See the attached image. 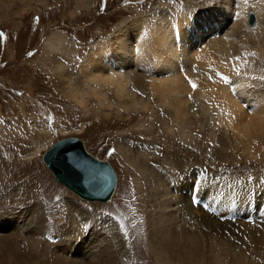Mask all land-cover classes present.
<instances>
[{
    "label": "rangeland",
    "instance_id": "374dc122",
    "mask_svg": "<svg viewBox=\"0 0 264 264\" xmlns=\"http://www.w3.org/2000/svg\"><path fill=\"white\" fill-rule=\"evenodd\" d=\"M222 1L0 0V237L15 234L11 246L20 255L34 257L27 241L40 235L38 262L54 264L48 251L57 247L69 254L65 239L76 236L68 230L84 237L92 229L104 234L92 243L97 249L114 244L109 248L114 251L123 242L115 264H161L150 243L156 234L150 218L161 216L167 221L161 239L173 231L176 241L198 236L200 253L190 264H236L241 256L243 264H264V252L263 257L258 253L264 250V125L244 135V118L236 113L255 110L247 103L241 107L242 89L264 98V54L259 52L264 31L252 29L258 23L252 1L239 0L247 5L239 18L243 34L230 58L206 50L176 59L189 88L186 106H192L193 135L188 139L177 123L172 127L167 112L173 107L158 102L151 85L141 89L131 75L135 97L123 107L118 102L125 99L111 88L96 89L105 96L94 91L84 69L86 59L112 46L124 26L142 27L139 39L149 44L156 19L172 20L187 9L196 13ZM57 34L62 41L47 46ZM209 54L228 71L211 72ZM225 88L232 90L226 94ZM73 136L116 169L118 183L110 201L78 197L45 164L44 152ZM124 148L130 160L123 157ZM2 249L0 258L8 253ZM90 249L78 256L92 259ZM56 256L65 261L66 256Z\"/></svg>",
    "mask_w": 264,
    "mask_h": 264
},
{
    "label": "bare ground",
    "instance_id": "6f19581e",
    "mask_svg": "<svg viewBox=\"0 0 264 264\" xmlns=\"http://www.w3.org/2000/svg\"><path fill=\"white\" fill-rule=\"evenodd\" d=\"M251 1L253 6H250V8L257 12L258 19L257 27L252 29L257 33L259 31L262 32L264 29L260 28L264 27V0ZM238 3L239 0H224L213 8L201 9L196 13L190 11L191 9H187L183 14H177L174 18H170L172 20L163 17L158 18L156 19V23L149 29V44L139 39V29L142 27L136 23L131 24L132 26L120 28L112 38V46L99 49L86 59L84 69L86 71L85 75H88V84L94 86L95 88H93V90L103 96H105V94L96 89H104V87L111 88L118 96L125 99L118 102L123 107H129L128 101L135 97L130 89L133 84H129V77L131 75L135 79L134 84L139 88L143 89L145 83L151 85L152 93L157 95L156 100L162 104H168L173 107L172 112H167V115L172 117V127L174 123H177L180 126L179 132L182 134V137L188 139V137L193 135L191 131L193 130L194 122L192 118L188 116L191 113L192 106H186L189 97L185 99L184 92L189 90V88L178 74L179 70L176 59L177 57L189 58L193 54L197 56L206 50L219 54L225 59L230 58L234 48L240 44L243 34L239 18L245 16L246 10L244 7L247 5L244 2L241 4ZM253 22L254 20L252 24ZM145 24L147 25L148 23ZM136 25L137 27L133 29ZM61 41L62 37L60 35H53L47 41L46 45L56 46ZM259 52L264 54V47H261ZM207 56L211 63V72L228 71L227 67L214 64L215 58L212 54ZM227 84H229L227 88H231L230 78ZM227 88L224 90L226 91ZM70 89H72L71 85ZM231 90L232 89H229L225 93L229 94ZM240 95L245 98V100H242L244 101V104L241 105L242 108L246 103L249 106H255V110L252 114L243 116L239 110L236 111L240 119L244 118L240 120V123L243 124L241 133H245L244 135L254 134L257 132L258 127L264 125V98H259L257 92L250 91L246 88L240 91ZM228 100L232 105L237 106L235 98L228 95ZM86 151L89 152L87 149ZM121 151L123 157L130 160L128 157L130 151L125 148ZM78 197L80 196L78 195ZM206 203L207 202L204 203V207H206ZM71 205L73 206V204ZM74 209L76 210L77 207ZM256 220L255 216V218H251L250 221L254 222ZM150 222L151 230L156 232V234L151 235L150 238V243L152 245L151 250H153L155 258L161 264H190L193 262V257L200 253V246L198 244L200 242L196 234L193 236H186L185 240L180 239L176 241L172 238L175 235V231H173L170 234V238L163 240L160 238V235L165 232L167 221L165 220L164 222L163 218L159 216L156 219L153 217L150 218ZM40 223H44V220L41 219ZM94 231L95 230L91 229L89 235L84 237H81L80 232L76 233V231L72 230L67 231V233L69 232L71 234V237L76 236L70 239L67 235L69 238L65 239V248L70 254V257L69 254L66 256L61 251L56 250L57 247H52V251H48L51 250V248L47 247L44 248V250L46 252L48 251V254L53 257L52 261L54 264H115L118 257H120L124 251L122 246L123 242L121 240L118 241L120 242V247L118 249V246H115L117 249L114 251H109V248L114 246V244L108 247L102 244V247L99 245V249H97L96 245H92V243H97L99 239L102 240L100 237L104 234ZM14 236L15 234L11 232L10 234H5L0 237V241L2 242H0V246L3 249L6 248L8 252L6 254L7 256L0 258V264H41L37 259L38 242L41 236L34 235L28 239L27 242L29 243V247L33 248L34 251V257H31L30 253L27 252L29 248L26 251L30 258L20 255L17 249L11 246ZM111 240L108 243H111ZM106 245L108 244L106 243ZM186 245L185 252L184 248ZM90 246V250L94 253L95 257H92V259H85L86 257H83L85 255L78 256L86 252ZM3 249L2 252H5ZM99 250L103 251L98 255L97 253ZM254 251L257 253V241L254 244ZM263 252L264 250H261V252L258 253H261L260 256H262ZM58 253L61 259H64L66 256L65 261L62 260L59 262L57 260L56 255H58ZM72 255L74 256L72 257ZM243 259V256L237 258L236 264H243ZM214 264H224V262L217 261Z\"/></svg>",
    "mask_w": 264,
    "mask_h": 264
},
{
    "label": "water",
    "instance_id": "95a60500",
    "mask_svg": "<svg viewBox=\"0 0 264 264\" xmlns=\"http://www.w3.org/2000/svg\"><path fill=\"white\" fill-rule=\"evenodd\" d=\"M43 159L58 183L84 199L107 202L116 189L117 174L111 163L87 152L77 136L58 140Z\"/></svg>",
    "mask_w": 264,
    "mask_h": 264
},
{
    "label": "snow or ice",
    "instance_id": "6c2138e0",
    "mask_svg": "<svg viewBox=\"0 0 264 264\" xmlns=\"http://www.w3.org/2000/svg\"><path fill=\"white\" fill-rule=\"evenodd\" d=\"M225 79H227V78L225 77ZM196 87H197V85L193 83V88H196ZM194 190H195V189H194Z\"/></svg>",
    "mask_w": 264,
    "mask_h": 264
}]
</instances>
